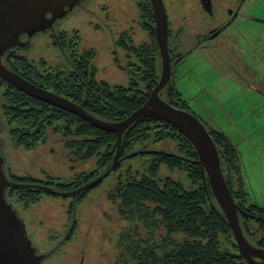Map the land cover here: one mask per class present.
I'll use <instances>...</instances> for the list:
<instances>
[{"label":"trees","instance_id":"16d2710c","mask_svg":"<svg viewBox=\"0 0 264 264\" xmlns=\"http://www.w3.org/2000/svg\"><path fill=\"white\" fill-rule=\"evenodd\" d=\"M141 52L146 60L135 73L139 82L133 80L135 83L128 85L112 86L97 80L92 49H84L77 59L87 78L82 85L71 81L70 69L58 74L56 69H47L42 61L33 63L25 56L15 55L17 64L14 68L19 66L20 70H26L29 74L23 73L22 76L40 87L65 97L78 96L80 100L76 102L80 101L88 113L115 122L127 118L139 108L159 80L161 66L158 55L152 54L153 50L148 53L143 46ZM170 53L174 68L178 66V58H175L183 53L180 48L178 54L173 49ZM8 61L11 62L10 59ZM44 72L48 74L42 75ZM176 78L172 73L170 81L160 91V97L200 119L181 96L175 84ZM1 83L7 84L3 80ZM0 114L10 127L9 133L16 145L32 150L53 135L59 138L75 160L86 162L96 158L95 169L90 174L81 173L75 182L60 189L77 187L102 173L116 151L115 133L97 129L77 115L58 110L10 84L0 93ZM202 123L217 148L224 179L242 209L239 220L243 234L253 245L264 248V205L250 203L246 198L238 149L222 131ZM162 141L173 143L174 150L156 152L149 148L152 143ZM137 151H141L137 155L150 154V160L141 167L127 165L124 169L120 162L111 174L115 176V183L105 197L118 220L124 224L114 235L111 264H250L236 246L192 143L167 122L146 116L137 119L122 136L121 154L124 156ZM162 166L183 173L186 182L171 177L159 178ZM8 178L16 182L37 181L25 177ZM41 192L9 188L7 195L16 194L17 200L27 208L37 202ZM87 195L88 191L78 195L77 202L83 201Z\"/></svg>","mask_w":264,"mask_h":264},{"label":"flooded vegetation","instance_id":"af4514ba","mask_svg":"<svg viewBox=\"0 0 264 264\" xmlns=\"http://www.w3.org/2000/svg\"><path fill=\"white\" fill-rule=\"evenodd\" d=\"M83 1H81L77 5H80ZM259 2H261V0H163L168 22V51L170 54L172 73L176 74L177 67H179L183 61L186 62V60L197 51L209 54L211 52L216 53L218 52L217 50L227 49L226 52L232 54L233 64L238 68V70L234 69L233 66L232 68H230L235 70V72L237 71V75H239V78L247 77V74L251 69L250 65H252L251 62L247 61L248 57L254 56V54H256L258 50L260 52L264 51V31H262L260 28L251 27L253 21L264 25V16L259 17L254 14L255 12H253L255 9H257ZM87 5L89 6H87L85 12L88 17L91 18L89 21L90 25L93 26L95 31H100V33L103 34L102 42L104 43L106 48L107 61L112 64V67L117 66L116 68L119 72L123 71L128 76V83H135L133 82V80H137V82H139L138 77H135V73L142 67V61L146 60L144 57L141 56L142 46L144 50L148 53H150V50H153L152 54L156 53V55H158L161 66V58L159 55V47L157 44L156 37L155 17L151 0H89ZM173 7H175L176 12H174L175 9ZM69 10H67V12ZM47 16L50 17V14H48ZM60 19L61 17L56 18L54 22H57ZM178 20L180 24H178ZM202 25H204L203 30H201ZM48 30L49 28L42 32L46 33ZM42 32L35 33L31 36L23 34L20 37L23 42V46L7 50V53L4 54L3 57V63L9 69L20 74L21 76L23 75V73L28 75L29 73L24 69L20 70L19 66L14 68V65L17 64L15 60V55L25 56L28 59V56H26L24 52L31 53V49L33 47V39L35 38V35ZM80 40L82 45V38L80 37V33H77L76 30H73L72 34H68L65 31H61L57 39L54 40V42L57 43L63 49H65L68 53L69 59L66 64L59 63L55 64L54 66H51L47 65L45 60L42 58L39 59L37 62L42 61L46 65L45 67L47 69H56L58 74L61 71H66L70 69L72 76L71 81L77 85H82L81 83L86 82L87 78L85 76V72L81 70V65H78L79 62H77L81 51L84 50L80 49ZM179 48L183 54L182 56L175 58H178V66H176L175 63L176 67L173 68L174 65L172 64V55L170 53V50L173 49L177 51L178 54ZM95 57L96 55L94 56L93 60L95 59ZM8 59H10L11 62L8 61ZM33 63H36V61H33ZM191 73H193V71H191ZM46 74L48 73H42V75ZM194 75L197 76L198 80L201 79L200 76L198 77L196 71L194 72ZM97 80L104 81L112 86L121 85L111 84L103 79ZM8 84L9 83L0 84V93L3 88L8 87ZM55 94L60 96V94L58 93ZM61 96L76 104L81 103L80 101L76 102L80 100L78 96ZM55 108H57L58 110L65 111L58 107ZM1 118L2 114H0V119ZM7 127L9 133L10 127L8 125ZM9 136L12 144L18 149V151H21L23 149L27 150L22 145H16L15 142L12 141L13 137L10 133ZM42 144H46L47 147H49L50 155H48L45 150H39L37 153H34L36 148L40 144L32 148V150H27L32 152V156L28 158L29 163L23 166V168L31 167L30 169H21L19 171L17 167L9 165L7 159L4 157L5 163L3 169L6 175L8 177H25L35 179L32 177V174L36 172L35 166L37 164H40L39 168H41V171L45 173V169L43 167L46 165L54 167L55 165H53L52 163H56V165H59V172H62V174H70L67 172L66 168H68L70 172H73L76 165L78 167H82V164H86L90 161H93L92 169L77 173L75 175L71 173V175L74 176L70 175L67 178L49 176L45 180L35 179L37 180L36 182H24L43 184L56 191L66 192L75 190L85 185L86 183L93 181L98 176H100L110 166L112 162L111 160L110 164L104 169L102 173L86 181L85 183L77 185V187L60 189L65 188V185L69 183L75 182L77 176L81 173L92 172L96 166V158H91L86 162L75 160L70 154V152L63 147V143L59 140L57 136L55 137L52 135L50 140ZM19 153L21 155V152ZM125 156L126 155L123 156L120 152L119 163L121 162L123 164V161L126 159ZM116 168L107 177L113 174ZM106 178H104L100 182V184ZM50 184H55L57 187H53ZM97 185H99V183L84 192L88 191L89 195V193L99 187ZM88 195L81 202H77V196L75 198H67L70 199V202L67 205L65 211L67 221L65 233L60 238H57L56 236L49 237L51 242H54L55 244L47 251V253L45 252L44 254H41L43 256L42 263L46 257H49L52 254H56L61 249H63L64 246L73 238V235L76 233V228L78 227V225L80 223L82 225V221L80 218H82L83 215L93 213L96 217L99 216H97V210H85L83 206L84 203L91 199ZM11 197L12 196H8V200ZM9 202L12 203L14 208L18 211V208L16 206V202H18L17 198H15V200H9ZM101 213L102 212H100V216H103V214ZM21 218L25 222L26 228L28 230L27 221L31 220L30 216H23ZM29 237L33 243V239L30 235ZM35 248L37 249V247ZM37 254L40 255L38 249Z\"/></svg>","mask_w":264,"mask_h":264},{"label":"rangeland","instance_id":"374dc122","mask_svg":"<svg viewBox=\"0 0 264 264\" xmlns=\"http://www.w3.org/2000/svg\"><path fill=\"white\" fill-rule=\"evenodd\" d=\"M89 1V0H88ZM88 1H83L80 5H77L73 9L69 10L66 15L61 17V19L57 22H53L52 29L44 33H39L35 35L33 39V47L31 49V53L24 52L28 59L33 61H38L39 59H44L47 65L54 66L55 64L64 63L69 59V55L65 49L60 47L57 43L54 42L55 39L59 36L61 31H65L68 34H72L73 30H76L77 33H80V37L82 38V45L80 40V49H92L95 52V59L93 60V65L97 68V79H103L111 84H128V76L123 72H119L116 68L117 66H113L107 61L106 56V48L104 43L102 42L103 34L100 31H95L93 26L90 25V19L86 14L85 10L87 8ZM175 9V7H173ZM176 12V9L174 10ZM253 12L254 14L261 17L264 16V0L258 3L257 9ZM176 20V17H175ZM178 24H180L178 20ZM251 27L260 28L264 31V25L261 23L254 22ZM204 29V25L201 26V30ZM194 30V29H193ZM256 40V39H255ZM254 41V40H253ZM264 46V45H263ZM218 52L214 53H203L197 51L192 54L190 58L186 60V62H182L179 67L176 69V87L180 91L181 96L186 100L187 105L192 109L195 114L204 122L207 126L212 125L209 124V121L206 119L207 114L204 113L201 109H199V105L202 108L205 103L204 100H201V93L208 92V87L211 84V77H207L204 79V75L201 70H204L207 67L217 65L223 69L220 70V74L224 76H228V79L234 77L236 81H241L242 83L253 81H261L260 85L264 87V63L257 64L254 66V70L251 73L250 77L247 79H241L236 76L235 73L231 72L230 69L233 68L238 70L236 66H234L232 61V54L226 52L227 49L217 50ZM211 59H209L208 57ZM256 56L260 58L263 56L264 51L260 52L259 50L256 52ZM189 66H188V65ZM199 70V75L201 79L198 80L197 76L194 75V69ZM231 67V68H230ZM193 71V73H191ZM197 73V72H196ZM211 75V71L209 72ZM214 74V72H213ZM263 76V78H261ZM221 84V83H219ZM255 85H259L256 82H253ZM224 88V87H222ZM254 89V87H252ZM200 90L202 92H200ZM223 90V98L220 97L219 93H216L215 87L211 89L207 96H211V100H222V106L220 107L216 105L213 101L211 103L215 104V107L218 110H214V112H221L223 109L227 111H240L247 115L253 110V106L256 104L255 102L249 103L247 99H238L239 101L235 102L233 105V101H229L226 103L224 100L227 99V95L229 94V89L226 87ZM264 106V102H261ZM211 108V109H213ZM245 117V116H244ZM1 129H0V140L4 142L2 145V154L7 159L9 165L13 167H17L20 171L21 169H30L31 167H24L29 163V157L32 156L31 151L18 149L12 144L10 140V136L8 133V127L4 117L0 119ZM214 127V126H213ZM53 146V145H51ZM152 150L156 152H169L174 150L173 143L169 141L156 142L149 145ZM39 150L46 151L48 155L49 147L46 144H40L34 153H37ZM21 152V155L20 153ZM150 154L145 155H136L130 158H126L123 161L122 169L127 165H132L133 168L141 167L143 164H147L150 160ZM50 160V158H49ZM55 165L51 167L50 165L44 166L43 169L45 173L41 171L40 164L35 166L36 172L32 174V177L37 180H45L49 176L53 177H61L67 178L73 173L74 175L83 171H88L93 168V161H90L86 164H82V167H78L76 165L73 172H70L68 168L67 172L70 174H66L59 172L60 167L56 163H52ZM65 165V164H63ZM67 165V164H66ZM240 175L243 180V184L245 187V191L247 194V200L251 203V198L249 197L247 182L244 179L245 170L243 164H241L240 157ZM71 175V176H74ZM20 176V175H19ZM115 176L110 175L107 177L101 185L91 193H89V197L91 198L89 201L84 203L85 210H97L96 217L93 213L83 215L81 219V223L76 228V233L73 235V238L64 246L56 254H52L49 257H46L42 264H111L112 257H114V249L113 245L115 244L114 235L123 228V222L118 220V215L113 208L109 205L106 200L107 191L113 186L115 183ZM158 177H171L176 180H180L182 182H186L185 176L183 173L175 170H169L165 166H162L159 170ZM53 187H57L55 184H50ZM39 199L36 203L30 204L27 208L23 203L19 201L16 202V206L18 208V212L21 217H29L30 221H27V227L29 230V235L33 239V243L37 246L38 252L41 255L44 254L55 244L51 242L49 239L50 236H56L60 238L64 235L66 230V208L70 202V199L62 198L54 195H50L44 192H41ZM12 197L9 200L18 199L16 194L11 195ZM21 212V213H20ZM103 214V216H100ZM106 214L110 216V218L106 217ZM240 221V220H239ZM242 228V227H241ZM253 230V229H252ZM243 231V230H242Z\"/></svg>","mask_w":264,"mask_h":264},{"label":"water","instance_id":"95a60500","mask_svg":"<svg viewBox=\"0 0 264 264\" xmlns=\"http://www.w3.org/2000/svg\"><path fill=\"white\" fill-rule=\"evenodd\" d=\"M81 1L83 0H0V80L52 106L77 115L97 129L117 135V147L110 166L93 181L66 192L56 191L43 184L10 180L3 169L5 158L1 150L4 142L0 140V264H42L43 260V256L37 254L38 248H35L37 246L35 244V247L33 246L25 222L9 202L7 190L33 188L63 198H75L100 183L117 167L124 132L137 119L146 116L167 122L192 143L210 190L230 226L239 252L250 264H264V248L253 245L243 234L239 221L242 209L235 202L224 179L219 154L210 133L201 120L191 112L172 106L159 95L172 75L168 51V22L163 0H151L161 58L160 77L145 102L123 120L112 122L93 116L81 105L30 82L3 63V56L7 50L23 46L20 39L23 34L31 36L47 28L52 29L56 18L62 17L67 10ZM140 152L130 153L125 158L133 157Z\"/></svg>","mask_w":264,"mask_h":264},{"label":"crops","instance_id":"0c3cea01","mask_svg":"<svg viewBox=\"0 0 264 264\" xmlns=\"http://www.w3.org/2000/svg\"><path fill=\"white\" fill-rule=\"evenodd\" d=\"M247 61L252 64L250 65L251 69L247 74L248 76L241 79L249 78L254 70V66L262 62L264 63V58L263 56L258 58L254 54L252 57L249 56ZM212 67L210 66L201 70L204 79L207 77H211L212 79L208 87V92H202L200 90L202 92V98L199 101L204 100L205 103L202 108L199 105V109L207 114L206 119L209 121V124L212 123L214 127L226 134L232 143L236 145L241 157V164H243L245 170L244 179L247 182L249 197L256 204L264 205V106L261 104V102H264V87L259 84L261 81L250 80V82L242 83L241 81H236L232 76L228 79V76L220 74V70L223 69L218 65L217 67L214 65L213 69ZM195 71L199 77V70L196 69ZM210 71L211 75L209 73ZM230 71L235 73L236 76H239L237 75V71L235 72L233 69H230ZM253 82L259 85H254ZM213 87H215L216 93H219L222 98V89L226 87L229 89L228 97L224 100L226 103L233 101V105H235V102L239 101L237 98H245L247 102H255L256 104L252 107L253 110L247 115L236 110L227 111L223 109L221 112H214V110H218V107L213 108L215 104L210 101L214 102V100H211L210 95L207 96V93ZM214 103H216V100ZM216 105L223 107L222 100L218 99Z\"/></svg>","mask_w":264,"mask_h":264}]
</instances>
